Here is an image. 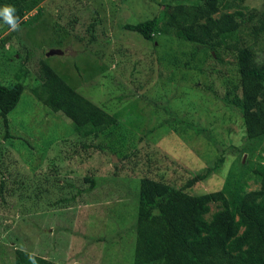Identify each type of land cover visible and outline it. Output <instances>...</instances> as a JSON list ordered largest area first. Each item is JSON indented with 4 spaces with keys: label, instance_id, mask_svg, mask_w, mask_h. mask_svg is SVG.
Here are the masks:
<instances>
[{
    "label": "rangeland",
    "instance_id": "rangeland-1",
    "mask_svg": "<svg viewBox=\"0 0 264 264\" xmlns=\"http://www.w3.org/2000/svg\"><path fill=\"white\" fill-rule=\"evenodd\" d=\"M178 2L43 0L15 28L0 22V84L24 86L8 115L11 136L0 121V264H29L32 255L56 264H132L143 179L182 188L202 176L185 190L201 195L223 190L230 171L239 175L231 147L264 131V0L236 1L246 25L263 31L240 53L243 118L201 90L200 83H213L223 93L225 81L186 65L187 43L158 32L149 42L124 29ZM42 62L116 123L98 138L82 136L45 108L32 94L42 86ZM165 105L218 146L165 122ZM224 149L230 154L221 171L206 176ZM245 181L246 191L259 188ZM217 209L211 204L207 218Z\"/></svg>",
    "mask_w": 264,
    "mask_h": 264
},
{
    "label": "trees",
    "instance_id": "trees-1",
    "mask_svg": "<svg viewBox=\"0 0 264 264\" xmlns=\"http://www.w3.org/2000/svg\"><path fill=\"white\" fill-rule=\"evenodd\" d=\"M42 1L0 0V22L8 29L15 28ZM176 1L179 2L164 5L152 19L126 24L124 29L149 42L158 32L187 43L190 48L186 65L210 77L218 73L219 77L213 80L225 81L223 93L213 83H200L201 90L243 118L245 103L238 94L242 86L240 53L261 38L263 31L246 25L245 13L237 0ZM40 70L42 86L33 90L34 98L45 108L70 119L77 134L98 138L116 123L114 117L59 78L47 62L41 63ZM50 79L53 81L47 84ZM23 93L21 83L0 84V121L7 137L11 136L8 115L18 106ZM149 103L160 108L157 102ZM163 110L168 115L165 122L192 130L218 146L215 137L201 126L185 123L167 105ZM231 149L239 153V167L243 169L237 176L230 171L231 181L221 191L188 194L185 190L202 176L182 188L151 179L140 182L132 264H264V164L259 163L264 160V131L246 137L243 145ZM227 154L230 151H221L205 170L206 176L221 171ZM245 155L247 159L241 160ZM246 177L257 182L259 188L246 191ZM87 180L94 188L95 183ZM211 204H217L218 209L207 218ZM29 264L56 263L32 255Z\"/></svg>",
    "mask_w": 264,
    "mask_h": 264
},
{
    "label": "water",
    "instance_id": "water-1",
    "mask_svg": "<svg viewBox=\"0 0 264 264\" xmlns=\"http://www.w3.org/2000/svg\"><path fill=\"white\" fill-rule=\"evenodd\" d=\"M55 53H59V52H56L55 50H51V51L49 52L50 55H51V54H55Z\"/></svg>",
    "mask_w": 264,
    "mask_h": 264
},
{
    "label": "clouds",
    "instance_id": "clouds-1",
    "mask_svg": "<svg viewBox=\"0 0 264 264\" xmlns=\"http://www.w3.org/2000/svg\"><path fill=\"white\" fill-rule=\"evenodd\" d=\"M245 157V156H244Z\"/></svg>",
    "mask_w": 264,
    "mask_h": 264
}]
</instances>
